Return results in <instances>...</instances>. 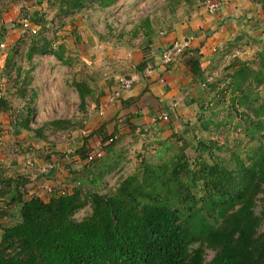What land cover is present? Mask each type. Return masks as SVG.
<instances>
[{
	"label": "trees",
	"instance_id": "obj_1",
	"mask_svg": "<svg viewBox=\"0 0 264 264\" xmlns=\"http://www.w3.org/2000/svg\"><path fill=\"white\" fill-rule=\"evenodd\" d=\"M87 1L69 0L61 11L79 10ZM90 1L103 10L119 0ZM252 4L264 15V0H252ZM33 16L36 23L38 14ZM144 36L147 47L150 35L146 32ZM41 54L68 62L45 39L33 41L26 58ZM181 58L193 85L202 90L191 101L198 106L200 128L208 130L210 123L203 113L218 117L225 111L214 128L226 127L230 118H237L249 130V141L260 146L243 157L233 148L222 156V146L195 131L172 132L160 142L158 162L143 158L131 175L101 193L103 178L114 165L102 156L88 158L96 150L112 156L118 142L113 140L114 128L110 131L103 123L73 151L71 156L84 164L80 170H68L61 190L48 196L30 194L27 176L0 177V264H264V209L257 213L258 197L264 195V96L257 91L264 86V47L255 53L256 68L238 57L228 62L219 93L223 97L216 102L217 84L204 75L200 56L188 50ZM14 60V55L5 58L6 75L16 67ZM137 68L144 70L142 65ZM75 89L82 110L93 91L83 82L75 84ZM0 112L11 113L3 98ZM31 114L30 109L14 122L17 131H32ZM64 124L50 123L55 128ZM94 144L99 149H93ZM189 148L195 156L186 155ZM46 160L50 162L51 155ZM54 174L51 169L43 176ZM87 206L90 212L76 220L74 216ZM206 250L214 253L209 263L205 262Z\"/></svg>",
	"mask_w": 264,
	"mask_h": 264
},
{
	"label": "rangeland",
	"instance_id": "obj_2",
	"mask_svg": "<svg viewBox=\"0 0 264 264\" xmlns=\"http://www.w3.org/2000/svg\"><path fill=\"white\" fill-rule=\"evenodd\" d=\"M221 1L222 7L215 13L207 12L202 0H119L103 10L88 0L81 9L67 13L61 10L66 9L69 0L64 3L57 0H0V43L4 45L0 50V92L11 109V113L0 112V161H3L0 162V177H9L13 174L11 168L19 167L20 172H15L17 175L31 179L34 176L35 183L37 180L42 182L37 190L33 191L30 186L27 189L48 196L44 187L53 188L44 181L43 174L47 172H39L42 166L51 165L57 178L67 175L69 169L80 170L84 163L71 155L83 139L99 127L103 118L110 119L106 116L110 111L107 106L112 105L109 98L119 89L115 78L129 77L134 73L131 65L138 60L140 51H147L150 45L146 47L145 44L146 32L150 40L160 39L164 37L160 32L170 34L178 22L187 23L192 17L205 21L206 26L216 27L207 30L206 38L226 32L220 40L214 38L208 44L210 50H215L212 56L214 65L208 75L211 76L210 82L217 84L215 102L221 99L223 95L219 93L227 75L225 67L234 58L232 56L256 68L255 53L264 47V15L260 8L252 4V0H236L238 6L231 5L230 0ZM36 13L39 20L35 23L33 15ZM29 18L38 28L36 35H30L22 28V20ZM42 39L59 49L68 62L63 64L51 54L35 55L27 60L29 45ZM8 55H14L16 67L6 75L2 66ZM206 63L207 60L203 64ZM81 82L93 91L82 110L75 89V84ZM257 91L264 96V86ZM224 97L227 98L228 94L225 93ZM215 102L211 108H215ZM28 109L32 112L29 124L32 131H17L14 122L26 115ZM197 111V108L193 110L194 113ZM177 112L167 113V120H156L150 129L140 126L133 130L124 123L114 124L117 134L113 140L118 141L114 153L111 156L101 152L102 159L114 167L103 178L99 188L101 193L115 188L120 180L131 175L141 166L143 158L153 164L158 162L160 142L170 137L173 127L179 131L176 133H182L185 125L186 130L195 131L199 137L222 146V156L233 148L243 157L260 146L257 141H249V130L237 118H230L226 127L214 128L225 111L218 117L210 112L203 113V118L210 122L208 130L200 128L198 114L196 117L195 114L187 116L181 108ZM53 121L67 124L55 128L50 125ZM96 145H93L95 150L99 149ZM194 153L193 148L186 151L189 157L195 156ZM48 155H51L50 162L46 160ZM167 155L171 156L172 152L168 151ZM28 160L31 165L26 163ZM258 198L259 214L264 209V195ZM89 212L87 206L74 218L80 220ZM13 214L16 216L14 211ZM213 255L211 250H206L205 262L209 263Z\"/></svg>",
	"mask_w": 264,
	"mask_h": 264
},
{
	"label": "crops",
	"instance_id": "obj_3",
	"mask_svg": "<svg viewBox=\"0 0 264 264\" xmlns=\"http://www.w3.org/2000/svg\"><path fill=\"white\" fill-rule=\"evenodd\" d=\"M229 2L233 6H238V1L236 0H230ZM204 22L205 21L201 19L192 17L187 23H183L182 21L178 22V26H174L175 31L172 33L167 34V32H165V35H160L164 36L159 37L160 39L152 38L147 51H140L137 55L138 60L131 65L134 73L130 74L129 77L136 80L134 86L131 90L121 93L120 98L115 104L107 106L110 111L106 114L105 110L104 115L106 114L110 119L103 118L100 125L107 123L108 129L114 128L115 130V125L124 123L123 125H128L129 127L135 126L137 128L141 126L142 128L150 129L155 124L153 119L158 117L159 114H169L170 112L178 113L177 111L179 108H181L186 115L195 114L196 117L199 113L198 106L191 101L195 100L202 90L200 87L197 88L193 85L192 75L188 71V68L184 66L183 58H179V60L172 66L161 65L160 58L162 52L172 41L190 38L192 40L191 50L195 51V54L200 56L199 61L201 69L208 81H210L211 76L210 74L208 75V70L214 65L212 56L215 50H210L208 44H210V41L214 38L220 40L226 35V32H224L223 35L216 34L214 37L206 38V35L208 36V34H205L207 30H209V28L216 29V27H211L209 25L206 26V23ZM217 24L219 25V22ZM227 29L229 30V28ZM233 57L235 56H232V58ZM206 60L207 63L204 65L203 63L206 62ZM138 65H142L144 69L142 72L138 70ZM211 74H214V72ZM133 98L138 99L127 108L123 106L124 102H128ZM100 108L102 109V107ZM196 108L198 111L194 113L193 110ZM120 119H122V122H118ZM116 121L118 123H114ZM183 126V130L188 128L185 125ZM172 132L176 133L179 131H176L173 127V129L170 130V134ZM0 162L3 161L1 160ZM8 164L9 163H7V166L10 168ZM11 169L13 170V174H10L9 177L20 176V174L17 175L15 173L20 172L19 167H13ZM54 175H52L51 178H47L46 176L44 178L45 183L53 188V192L60 188H64L67 177L65 174L59 175L58 178ZM29 179L31 181L29 186L33 191L34 189L37 190L38 186L41 185L39 184L41 180H37L35 183L34 176L32 179ZM29 193L31 192L29 191Z\"/></svg>",
	"mask_w": 264,
	"mask_h": 264
},
{
	"label": "built area",
	"instance_id": "obj_4",
	"mask_svg": "<svg viewBox=\"0 0 264 264\" xmlns=\"http://www.w3.org/2000/svg\"><path fill=\"white\" fill-rule=\"evenodd\" d=\"M202 5L209 13H215L220 10V8L223 5V2L221 0H202ZM22 28L24 31L29 33L30 35H36L38 33V28L35 25H32V23L28 19H23L21 22ZM166 34L165 32H161L160 35ZM191 43L192 40L190 38L187 39H181V40H174L172 41L168 47L162 52L160 62L163 66H172L174 65L179 58H181L182 54L185 51L191 50ZM4 45L0 43V50L3 49ZM115 81L118 83L119 89L117 92H115L113 95L110 96L109 102L111 104H114L119 98L120 94L123 91H129L132 89L135 83V79L132 77H116ZM3 98V93L0 92V100ZM100 114H102V111H100ZM167 120L166 114H161L159 117H155L153 119L154 122L156 120ZM1 136V133H0ZM1 140V138H0ZM101 157V151L96 150L92 155L89 156L88 161L93 160L94 158ZM28 165H31V161H26ZM52 169L51 165L42 166L39 169V172L46 173L49 170ZM44 190L46 193L51 194L53 192V189H49V187L45 186Z\"/></svg>",
	"mask_w": 264,
	"mask_h": 264
}]
</instances>
